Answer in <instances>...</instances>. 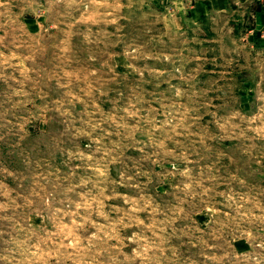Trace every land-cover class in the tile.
I'll return each mask as SVG.
<instances>
[{
  "label": "rangeland",
  "instance_id": "obj_1",
  "mask_svg": "<svg viewBox=\"0 0 264 264\" xmlns=\"http://www.w3.org/2000/svg\"><path fill=\"white\" fill-rule=\"evenodd\" d=\"M195 1L0 0V264H264V0Z\"/></svg>",
  "mask_w": 264,
  "mask_h": 264
},
{
  "label": "crops",
  "instance_id": "obj_2",
  "mask_svg": "<svg viewBox=\"0 0 264 264\" xmlns=\"http://www.w3.org/2000/svg\"><path fill=\"white\" fill-rule=\"evenodd\" d=\"M253 0H197L191 7V16L194 19L205 18L209 13H227L232 10V4L240 7L242 4H249ZM262 10L257 13H253L255 24L259 25L260 22H264V3L261 6Z\"/></svg>",
  "mask_w": 264,
  "mask_h": 264
},
{
  "label": "trees",
  "instance_id": "obj_3",
  "mask_svg": "<svg viewBox=\"0 0 264 264\" xmlns=\"http://www.w3.org/2000/svg\"><path fill=\"white\" fill-rule=\"evenodd\" d=\"M262 10L261 5H259V7H257L256 9L253 10L254 13L260 12Z\"/></svg>",
  "mask_w": 264,
  "mask_h": 264
}]
</instances>
